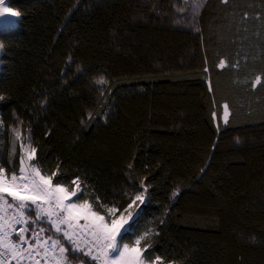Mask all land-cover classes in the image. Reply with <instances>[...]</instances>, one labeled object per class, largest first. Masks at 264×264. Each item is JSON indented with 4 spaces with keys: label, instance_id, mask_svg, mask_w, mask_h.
<instances>
[{
    "label": "trees",
    "instance_id": "trees-1",
    "mask_svg": "<svg viewBox=\"0 0 264 264\" xmlns=\"http://www.w3.org/2000/svg\"><path fill=\"white\" fill-rule=\"evenodd\" d=\"M196 2L10 0L21 15L0 26V166L19 175L30 142L40 174L68 190L79 178L99 212L147 189L123 233L132 245L154 231L144 257L264 264V0ZM41 228L68 262L99 264Z\"/></svg>",
    "mask_w": 264,
    "mask_h": 264
},
{
    "label": "snow or ice",
    "instance_id": "snow-or-ice-1",
    "mask_svg": "<svg viewBox=\"0 0 264 264\" xmlns=\"http://www.w3.org/2000/svg\"><path fill=\"white\" fill-rule=\"evenodd\" d=\"M228 2L229 0H222L224 4ZM8 3L10 0H0V20L5 21L6 27L14 24V20L10 18H18L21 15L19 11L7 6ZM190 6H194L198 10L200 3L197 0L194 5ZM2 48L3 45L0 44V49ZM219 67H225L224 60L220 61ZM205 72H207L206 68ZM98 83L104 84L106 81L101 77ZM260 84L261 77L256 76L252 87ZM209 90L211 91L210 85ZM0 100H3L2 96H0ZM223 107L225 109L224 123L227 124L228 105L225 103ZM16 137L19 139L18 131ZM35 153L36 149L31 148L30 151L26 150L20 156L19 175L13 171L10 179L6 177L5 170L0 166V259L6 255L16 259L24 254L30 256L35 252L48 259L51 264H65L67 249L63 246L61 239H53L52 236L45 237L42 235L45 231L43 228L29 229L28 227L30 223L32 225L48 223L56 233L62 231L61 225L67 226L69 230L63 231V237L73 246V255L79 249V244L73 239V235L79 230L81 234L89 237L87 255L91 257L92 261H99L100 264H163L160 256L153 258L150 253L148 257H144L143 252L146 249L140 247L144 236L137 238L132 245L123 243L122 230L127 233L128 227L125 226L128 225L129 220H132V212L128 209H132L137 201L140 204L144 203V192L147 189L141 191L128 204L124 210L127 215L117 216L115 207L97 205L98 209L103 210L109 216L106 221L105 216L100 215L99 211L93 210V206L87 199L77 195L81 191L79 178L71 182L75 187L69 191L62 180L53 184L52 177L56 175V172L45 177L40 174L39 168L26 163L35 159ZM86 194L84 193V195ZM7 197H11V202ZM72 197H77V200L69 203L68 201ZM5 209L10 210V214L6 213ZM81 219L86 221L85 225H80ZM16 225H23V227L17 229ZM29 232L31 240L26 239L25 236ZM13 234L17 235L15 241L11 239ZM93 251H95V255H93ZM37 264H39L38 261Z\"/></svg>",
    "mask_w": 264,
    "mask_h": 264
},
{
    "label": "rangeland",
    "instance_id": "rangeland-1",
    "mask_svg": "<svg viewBox=\"0 0 264 264\" xmlns=\"http://www.w3.org/2000/svg\"><path fill=\"white\" fill-rule=\"evenodd\" d=\"M7 6H8V5H7ZM10 19L14 20V24H13V25H19L18 18H10ZM3 25H5V21L0 20V26H3ZM13 25H11V26H13ZM31 148H33V146L31 145L30 142L23 143L22 146H21V152H22V155L24 154V152H25L26 150H27V151H30ZM26 163H30L31 165L35 166L34 163H33V160L30 161V162H26ZM35 167H36V166H35ZM8 179H10V178H8ZM80 188H81V187H80ZM69 191H71V190H69ZM81 191H82V188H81ZM81 191H80V192H81ZM80 192H78V193H80ZM85 193H87V191H86ZM77 195H78V194H77ZM7 199H8V197H7ZM76 200H77V197H72V198L69 200V202L71 203V202H74V201H76ZM89 204H90V203H89ZM107 207H114V206H107ZM115 208H116V207H115ZM116 209H117V208H116ZM93 210H94V209H93ZM94 211H95V210H94ZM5 212L8 213V214H10V210L5 209ZM130 212H132V219H133V217H134V212H133L132 210H130ZM99 214L105 216V220H106V221L109 219V216L106 215V213H105L103 210H102V212H99ZM121 214H123V215H127L126 212H122V213H120V214L116 212V215H117V216H119V215H121ZM130 221H131V220H129L128 225H129ZM79 223H80V225H85V224H86V221L83 220V219H81ZM128 225H126L125 227H129ZM16 226H23V225H16ZM28 227H29V229H31V228H33V227L41 228V223H40L39 225H32V224L30 223V224L28 225ZM60 227H61V229H62L61 233H63V231H65V230H69V229L67 228L66 225H61ZM123 233H124V232H123V230H122V235H123ZM153 233H154L153 230H152V231H148V232H143L141 235L137 236V237L135 238V240H136L137 238H139L140 236H144L145 238H147L148 236H151ZM27 234H28V233H27ZM42 235H43V234H42ZM145 238L141 241V243L145 240ZM11 239H12L13 241H15L14 234L12 235ZM73 239L76 240L77 243L79 244V249H78V250H80V249H84V250L86 251V253L88 252V247H89V242H88V241H89V237H88L87 235H83V234H81V233L79 232V230H77V231H76V234L73 235ZM140 247H141V245H140ZM57 251H58V249H57ZM93 255H95V251H93ZM24 258H26V259L21 260V261L18 262L17 264H37V260H36L35 258H33V257H30L28 254H26V256H25ZM98 263L100 264L99 261H98ZM65 264H72V263L68 262L67 259H66Z\"/></svg>",
    "mask_w": 264,
    "mask_h": 264
},
{
    "label": "built area",
    "instance_id": "built-area-1",
    "mask_svg": "<svg viewBox=\"0 0 264 264\" xmlns=\"http://www.w3.org/2000/svg\"><path fill=\"white\" fill-rule=\"evenodd\" d=\"M16 227H17V229H19L23 226H16ZM25 236H26V239L31 240L30 232L28 234L26 233ZM14 238H15V240L17 239L16 234H14ZM25 247H27V245H25ZM41 252H42V250H41ZM25 256H26V254H24L22 257H18L16 259H13L11 256L6 255L4 258L0 259V264H17L21 260L26 259V258H24ZM30 257L35 258L39 262V264H51V262L48 259L44 258L42 255H37L35 252H33L32 255H30Z\"/></svg>",
    "mask_w": 264,
    "mask_h": 264
}]
</instances>
